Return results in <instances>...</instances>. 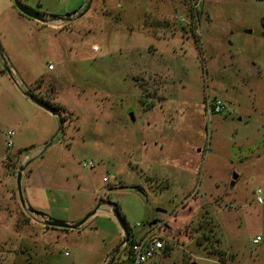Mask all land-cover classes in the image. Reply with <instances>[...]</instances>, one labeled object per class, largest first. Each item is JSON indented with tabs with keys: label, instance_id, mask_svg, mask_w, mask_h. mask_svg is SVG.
Segmentation results:
<instances>
[{
	"label": "rangeland",
	"instance_id": "rangeland-1",
	"mask_svg": "<svg viewBox=\"0 0 264 264\" xmlns=\"http://www.w3.org/2000/svg\"><path fill=\"white\" fill-rule=\"evenodd\" d=\"M19 1L44 21L0 0V264H107L113 205L165 239L151 264H264V0ZM21 168L25 204L49 174L50 208L95 215L45 227Z\"/></svg>",
	"mask_w": 264,
	"mask_h": 264
},
{
	"label": "water",
	"instance_id": "water-1",
	"mask_svg": "<svg viewBox=\"0 0 264 264\" xmlns=\"http://www.w3.org/2000/svg\"><path fill=\"white\" fill-rule=\"evenodd\" d=\"M11 1L13 2L14 7L17 9V11L21 15H23L29 19H33L35 21H38V22L44 21V16L41 13L24 6L19 0H11ZM86 11H87V9H85V11L83 13H81L79 15V17L83 16ZM27 97L31 102L36 104L38 107L42 108L43 110L50 113L51 115L58 117V112L56 111V109L53 108L48 103L44 102L43 100L37 99L36 97L32 96L31 94H28ZM131 119L133 121L132 115H131ZM59 124H60V128H61V126H62V120L61 119H60ZM22 171H23L22 168L19 169L16 179H17V192L19 194L20 205H21L22 209L25 210V209H27V207H26L25 202L22 199L21 192H20V181H21ZM237 179H238V175L233 173L232 174V181L230 182V187H233L235 185V182L237 181ZM157 212H162V211L157 210ZM30 213L35 215V213L32 211H30ZM95 213H96V211H93V212L89 213L88 215H86L83 219H81L77 223H73V224L66 223L63 221H58V220L45 219L43 217L41 218L42 219L41 223L44 226L50 227V228L78 230L87 221V219H89L91 216L95 215ZM112 217L119 224V226L122 230V241L119 244V246L117 247V249L114 251L113 257L109 260V262L107 264H113L115 257L119 253L121 247L124 246L125 244L129 243V241H130V233H129V230L127 229L125 220L121 216L120 212L116 209L115 205H113Z\"/></svg>",
	"mask_w": 264,
	"mask_h": 264
},
{
	"label": "built area",
	"instance_id": "built-area-1",
	"mask_svg": "<svg viewBox=\"0 0 264 264\" xmlns=\"http://www.w3.org/2000/svg\"><path fill=\"white\" fill-rule=\"evenodd\" d=\"M92 50L93 52H96L98 48L94 46ZM48 70H53V66L49 65ZM223 109V104L216 99L207 101L206 103V113L208 115L210 113H213L214 115L220 114ZM13 136L14 134L11 131H8L6 133L8 148H11L13 146ZM85 167L92 169L94 168V165L90 163L85 165ZM103 181L105 182L106 180L103 179ZM256 201L258 204H262L261 197L257 196ZM259 241L260 238H256L253 240V244H258ZM166 244L167 243L165 239L156 238L152 235V233H149L139 241H133L129 245L127 243L122 246L120 251L124 254V259H119V261H116L115 264H151L157 257L162 255Z\"/></svg>",
	"mask_w": 264,
	"mask_h": 264
},
{
	"label": "crops",
	"instance_id": "crops-1",
	"mask_svg": "<svg viewBox=\"0 0 264 264\" xmlns=\"http://www.w3.org/2000/svg\"><path fill=\"white\" fill-rule=\"evenodd\" d=\"M13 3V2H12ZM54 71V68L53 70ZM24 174L22 171L21 177ZM43 175L42 178H37L35 181H31L30 187H37V191L31 193H25L24 196L26 199V207H27V212L30 213L31 210H29V207L32 209L33 212H38L41 213V215H37L38 217H43L45 219H50V220H58V221H64L66 223H77L80 221L83 217V215L86 213L85 210L77 205L74 206V208L77 210L74 215L71 214V209L66 208L63 211H57L56 208H50L48 202H52V205H54L57 201L55 198L52 200L49 199L47 192L44 193V190L49 189L52 185V179L51 175L47 174ZM55 200V201H54ZM58 205V204H57ZM56 206V205H55ZM34 215V214H32ZM34 215V216H35Z\"/></svg>",
	"mask_w": 264,
	"mask_h": 264
},
{
	"label": "trees",
	"instance_id": "trees-1",
	"mask_svg": "<svg viewBox=\"0 0 264 264\" xmlns=\"http://www.w3.org/2000/svg\"><path fill=\"white\" fill-rule=\"evenodd\" d=\"M52 17H54V16H52ZM46 103H49V102L46 101ZM49 104H50V103H49ZM61 127H62V126H61ZM60 130H61V128H60ZM116 209L119 211V208H118L117 206H116ZM29 210L32 211V209H31L30 207H29ZM32 212H33V211H32ZM119 212H120V211H119ZM34 213L37 214V215H41V213H38V212H34ZM121 216H122V215H121ZM122 217H123V216H122ZM123 219H124V218H123ZM202 236H203V240H204V242H207V241L209 240V238H210L208 234H205V235L203 234ZM207 236H208V237H207ZM217 242L219 243V241H217ZM131 243H132V241L130 240L129 243H128V245L131 244ZM198 244H199V245H202V243H200V242H199ZM203 244H204V243H203ZM128 245H127V246H128ZM165 249H167V244H166V246H165ZM163 252H164V251H163Z\"/></svg>",
	"mask_w": 264,
	"mask_h": 264
},
{
	"label": "flooded vegetation",
	"instance_id": "flooded-vegetation-1",
	"mask_svg": "<svg viewBox=\"0 0 264 264\" xmlns=\"http://www.w3.org/2000/svg\"><path fill=\"white\" fill-rule=\"evenodd\" d=\"M153 224H155V223H153ZM46 227V226H45ZM113 257V254L112 255H110V258H109V260L111 259Z\"/></svg>",
	"mask_w": 264,
	"mask_h": 264
}]
</instances>
